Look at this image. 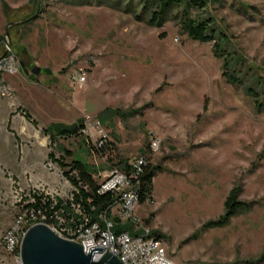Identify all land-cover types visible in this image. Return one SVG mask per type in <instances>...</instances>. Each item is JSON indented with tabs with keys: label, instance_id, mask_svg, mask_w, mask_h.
I'll list each match as a JSON object with an SVG mask.
<instances>
[{
	"label": "rangeland",
	"instance_id": "rangeland-1",
	"mask_svg": "<svg viewBox=\"0 0 264 264\" xmlns=\"http://www.w3.org/2000/svg\"><path fill=\"white\" fill-rule=\"evenodd\" d=\"M114 1L0 0V36L8 32L20 61L13 105L0 99V264H14L2 240L20 210L13 183L64 201L72 186L56 161L79 158L101 183L156 140L147 154L159 171L135 208L138 228L160 236L173 264H264V0H207L190 12L226 37V72L241 85L223 76L212 43L186 36L178 11L158 29ZM77 73L85 83L75 88ZM80 124L81 136L55 135ZM101 139L108 145L97 153ZM8 149L25 156L23 177L3 164ZM232 189L245 209L207 227L226 217Z\"/></svg>",
	"mask_w": 264,
	"mask_h": 264
},
{
	"label": "built area",
	"instance_id": "built-area-1",
	"mask_svg": "<svg viewBox=\"0 0 264 264\" xmlns=\"http://www.w3.org/2000/svg\"><path fill=\"white\" fill-rule=\"evenodd\" d=\"M0 49L1 55L7 51L6 56L0 60V99L13 105L15 92L7 82V77L19 73L20 61L11 48L7 47L5 39H0ZM71 81L75 88L81 87L85 83V75L77 73ZM104 143L102 140L99 146ZM157 147L156 140L151 143L150 149L155 150ZM143 165L144 160L138 158L128 163V172L111 168L100 184L99 193H112L115 197L112 211L117 223L105 215L96 221H90L81 203L74 201L73 188L64 201H59L57 193L43 185L34 187L26 194L18 183H13L14 196L20 210L3 236L5 252L14 258V264H22L20 245L25 232L31 226L43 224L58 237L80 244L85 254L93 247L104 248L102 252L92 254V261H98L108 249L122 264H173L160 240L152 237L147 229L138 228V221L134 216L138 193L132 180L140 173ZM46 167L49 170L52 168L51 161ZM35 196H42L50 202L48 214L35 210ZM58 202L61 206L54 209L53 206ZM124 225H131L132 230L116 229Z\"/></svg>",
	"mask_w": 264,
	"mask_h": 264
},
{
	"label": "trees",
	"instance_id": "trees-1",
	"mask_svg": "<svg viewBox=\"0 0 264 264\" xmlns=\"http://www.w3.org/2000/svg\"><path fill=\"white\" fill-rule=\"evenodd\" d=\"M85 1L90 2L91 0ZM96 1L97 3H99L100 0ZM120 2L121 0H116L113 2V4L115 6H118ZM137 8L140 9L139 12ZM206 8L207 0H127V3L124 7V12L131 13L135 21L137 22H143L145 20L148 26L160 29L168 21V18L171 16L172 11H178L180 27L186 34V36L190 40L195 42L212 43L213 56L223 59V69L225 71L223 73V76L228 79L229 83L241 85L240 80L234 78L231 73L229 74L226 72L229 66V59L227 58L226 54L223 53V49L221 47V42L224 43L227 41L226 39H224L226 37L220 36L214 30V21L210 17H203L199 19L198 17L192 18L190 15V12L192 10L204 12ZM146 18L148 19L146 20ZM221 37H223V41L220 40ZM0 39H4V37L0 36ZM247 92L252 97L256 95L255 91L251 88H247ZM262 109V107L261 109L259 108V110ZM26 118L27 120L32 121L28 115H26ZM33 124L36 126V123L33 122ZM83 130L84 125L80 124L73 127L72 129H60L55 135L63 138L77 137L82 135ZM42 132L45 135H49L47 130H42ZM49 137L53 139L54 136L49 135ZM100 142H102V140H100L96 145H92V148L97 153H103L108 145V143L105 142L104 144L99 146ZM149 149L150 146L148 145L146 147V151H144L142 153V156L139 157L144 160V165L142 166L141 171L137 175V177L132 180V184L135 185V188L137 189L138 204L142 203L146 199L151 198L150 196L152 191V179L155 176V173L159 171V168L154 167L151 163L150 155L147 154L150 151ZM67 155L69 156L70 154L67 153ZM52 156L53 155L51 153L48 154L49 158H52ZM69 158V164H64L62 160L56 162H59L61 174L73 188L74 201L81 203L85 212L88 214L90 221H96L100 216L105 215V217H107L109 220L117 223V219L113 216L112 211L115 200L114 195L112 193H99L101 183H99L94 176L95 170H92L84 161L79 158H74L71 156ZM129 162L130 161L120 159L117 163L112 165L111 168H117L128 172ZM237 193L238 190L232 189L226 197V200L224 202V208L227 211L226 217H224L219 222L208 223L207 227L222 226L226 224L230 218L245 209L242 204L237 203ZM60 206L61 204L60 202H58L55 206H53V208L58 209ZM34 208L36 211H41L44 214H48L51 206L47 198H43L42 196H35ZM118 228L123 230H132L131 225L116 227V229ZM151 236L158 239L160 238V236L155 233H151Z\"/></svg>",
	"mask_w": 264,
	"mask_h": 264
},
{
	"label": "water",
	"instance_id": "water-1",
	"mask_svg": "<svg viewBox=\"0 0 264 264\" xmlns=\"http://www.w3.org/2000/svg\"><path fill=\"white\" fill-rule=\"evenodd\" d=\"M18 24L11 23L6 29ZM4 39L10 48L8 32ZM6 54L4 51L0 60ZM33 73L37 75L39 69L34 68ZM103 250L102 247H93L85 254L80 244L60 238L48 226L38 224L25 232L20 245V259L22 264H122L108 249L98 261H92V254Z\"/></svg>",
	"mask_w": 264,
	"mask_h": 264
},
{
	"label": "crops",
	"instance_id": "crops-1",
	"mask_svg": "<svg viewBox=\"0 0 264 264\" xmlns=\"http://www.w3.org/2000/svg\"><path fill=\"white\" fill-rule=\"evenodd\" d=\"M1 55V53H0ZM7 82L15 83L14 79L10 76L7 77ZM11 150V149H10ZM7 150V155L2 158L3 164L9 167L11 172L15 173V176L23 177L25 175L26 161L25 156L19 157L18 154H13V151ZM23 153V152H22Z\"/></svg>",
	"mask_w": 264,
	"mask_h": 264
}]
</instances>
